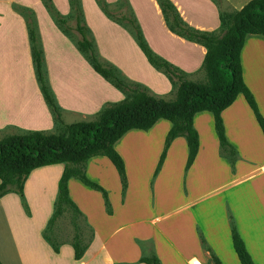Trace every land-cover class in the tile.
Here are the masks:
<instances>
[{"label":"crops","instance_id":"0c3cea01","mask_svg":"<svg viewBox=\"0 0 264 264\" xmlns=\"http://www.w3.org/2000/svg\"><path fill=\"white\" fill-rule=\"evenodd\" d=\"M47 1L51 15L42 0H0V60H4L0 63V131L26 127L27 132H48L44 131L45 128L31 129V126L38 125L41 113L52 124L49 131L54 132L57 127L35 80L28 29L19 9H29L34 13L38 45L43 53V74L60 109L62 123L73 122H66L64 115L69 119H91L106 104L124 99L117 89L93 71L76 42L57 24L56 14L65 23L73 24L69 31L79 38L68 0ZM103 1L113 14L112 9L117 8L119 0ZM123 1L128 11L126 18H134L150 50L183 72L187 80L203 83L205 78L201 67L205 49L170 33L155 0ZM218 1L168 0L185 23L203 33L218 30L221 12L239 11L249 0ZM78 4L83 26L88 32L87 38L95 47L99 60L113 66L125 81L145 87L159 99L171 101L174 97L173 85L149 64L136 44L128 22L119 16H108L95 0H78ZM242 45V82L253 95L259 114L264 119V37L248 34ZM21 55L24 56L25 66L28 60L29 68L33 69L29 80L26 75L21 76L15 71L17 60L13 66L10 59ZM19 65L21 69V60ZM109 97L114 100H108ZM252 113L241 95L220 113L225 137L235 149L233 164L220 155L212 115L207 112L195 113L192 117L199 137V150L187 170L186 141L178 137L166 150L163 163L155 174L171 128V124L164 120H156L147 131L133 129L115 142L114 150L125 167L127 187L123 192L110 161L103 156H94L86 161L84 171L87 179L101 186L113 210L111 215L105 212L104 200L98 191L86 188L77 179L69 180L68 196L92 231V240L80 261L74 259L69 242H64L59 253L54 254L41 238L53 214L63 164L33 170L22 186L29 215L25 213L18 196L9 193L0 197L1 264H62V259H70V264H145L139 259L151 254L159 259L160 264H188L191 258L202 264H214L211 253L220 264H226L223 247L216 241L219 237L204 238L201 233L198 237L189 234L187 228L191 222L183 223L185 215L182 214L190 207L198 206L200 201L197 196H208L222 183H231L239 188V193L247 201L254 203L250 204L255 208L251 210L250 207L247 214H243L246 217L244 229L238 228L237 231L248 232L238 235L255 264L247 240L256 234L259 237L264 234V134ZM151 158H154L152 163L146 167L145 160ZM103 173L107 174L104 180L98 177ZM98 212L100 223L94 217ZM112 221L117 223L114 229L109 227ZM181 222L183 226L180 227L179 238L187 250L185 254L179 252L180 247L170 238L178 232V223ZM116 231L122 235L113 240L110 235ZM252 249L259 258L258 264H264V243L255 244Z\"/></svg>","mask_w":264,"mask_h":264},{"label":"trees","instance_id":"16d2710c","mask_svg":"<svg viewBox=\"0 0 264 264\" xmlns=\"http://www.w3.org/2000/svg\"><path fill=\"white\" fill-rule=\"evenodd\" d=\"M95 1L104 13L113 17L103 0ZM155 1L160 7L170 33L172 32L174 35L188 42L196 43L205 49L201 67L204 73V82L197 83L187 80L183 72L156 56L143 41L134 18L122 17L121 19L128 22L136 44L149 64L159 70L173 85L174 97L171 101H165L151 95L145 87L125 81L113 66L99 60L95 47L87 38L88 32L83 26L78 0H68L75 20L74 29L79 36L76 42L78 50L93 71L124 96L121 102L108 103L101 108L93 121H78L70 124L61 122L60 109L46 84L43 74V53L38 45L35 21L27 19L25 14L31 13V11L28 9L19 10V13L25 18L28 29V42L35 80L39 84V89L54 123L60 126V131L55 134L29 131L24 134L0 138V197L9 193L18 196L25 211L29 213L27 205L23 201L22 186L30 173L37 168L63 164V172L56 187L53 214L41 234L42 240L50 246L54 254L59 253L62 243L52 239L49 234L52 233L57 220L67 209L72 214L75 232L69 242L74 251V259L80 261L90 244V241L83 243L80 237L77 219L82 216L76 204L68 196L67 187L70 179H77L86 188L98 191L104 200L106 212H111V205L105 191L100 185L89 181L86 177L84 171L86 161L94 156L105 157L118 174L122 187L121 192L127 187L124 164L114 150L115 142L126 133L133 129L147 131L156 123V120H164L171 124L155 174L158 173L163 163L166 150L169 149L171 142L178 137H183L186 141L188 151L185 169L190 168L199 150V137L193 126L192 117L195 113L200 112L212 115L214 130L219 142V153L231 164L235 163V149L225 137L220 113L229 107L239 95L244 98L253 111L254 119L264 134V119L259 114L253 95L242 82L240 64L244 37L248 34H259L264 37V0H249L239 11L221 12L218 30L209 33L199 32L185 23L168 0ZM216 1L219 3L218 0ZM43 3L47 8L45 2ZM54 17L59 27L62 28L65 20L57 14ZM235 229L231 225L229 235L239 264H254ZM202 243L204 244V242ZM210 256L214 264H220L214 254L211 253ZM139 262L160 264L154 254L141 257Z\"/></svg>","mask_w":264,"mask_h":264},{"label":"rangeland","instance_id":"374dc122","mask_svg":"<svg viewBox=\"0 0 264 264\" xmlns=\"http://www.w3.org/2000/svg\"><path fill=\"white\" fill-rule=\"evenodd\" d=\"M42 2H45L48 9L50 8L47 0H42ZM116 6H117L116 9H112L113 16H115V17L119 16L121 18L125 16L124 18H126L128 16V11L126 10L127 7H125L124 1L119 0ZM16 9H18V8H16ZM52 11H54V10L52 9ZM48 12L50 13L51 11L48 10ZM31 13L30 12L25 13L26 17L29 20L35 21L34 13L33 12H31ZM50 15H51V13H50ZM72 19L74 20L73 14H72ZM34 23L36 26V22H34ZM72 25L73 24L71 22L65 23L62 26V29H64L66 34L71 36V38L74 42H77V40H78L77 36H75V34L73 32L69 31L71 29ZM91 44H92V42H91ZM1 58H4V57H1ZM10 59H11V62L13 61V66L15 65L16 60H17L18 67L15 71L17 73H20L21 76L26 75L27 80H29L31 78L33 69L29 68L28 60H27L26 66H25L23 55L16 56V58H10ZM20 60H21V64H22L21 69H20V65H19ZM3 61L4 60H0V63H3ZM108 100L113 101L114 99L112 97H109ZM64 118H65L64 120L66 122H67V120L73 121V122H76V121L91 122V121H93V119H95V115L91 119L86 118V120L85 119L82 120L81 117H73V119H69L70 117H67L66 115H64ZM29 123L33 124L32 121H30ZM37 123H38V125L37 126H31V129L36 128L35 130H37L38 128H40V129L45 128L44 131H48V132H45L46 134H55V133L60 131V126L58 124H57V127H56L54 132L52 130L49 131L48 128L51 127L52 124L50 123V121L48 122L46 120V118L43 117L42 113H41V119L38 120ZM23 126H27V125L24 124ZM25 128L26 127H23L21 129L18 128L16 130L11 129V128L5 129V130L2 129L0 131V138H2V137L5 138L7 136H12V135H17V134H24L28 130V128H26V129ZM148 143H151V142H148ZM153 159L152 158L146 159L145 160V166L147 167L148 164L152 163ZM106 176H107L106 173L98 175V177L103 178V180L106 179ZM218 186H220L219 189L214 190L208 196H206V195L197 196L198 200L200 201L198 206L194 205V206L190 207L186 212L182 213L185 215L184 219L182 218L183 223L191 222V224H189V227L187 229L189 230V234L193 235L194 237H198V235H200V233L203 235L204 238L217 235L219 238L216 241L219 242L220 246L223 247L222 255L226 261V264H239L235 254L233 252L231 240L229 237V229L231 228V225H233L236 228L235 230L238 234L241 233L242 235H244V234L248 233V232H244L242 230V229H244L243 225H244V222L246 221V217H245V215L243 216V214H247V210H249V208L251 207L250 203H252V201H250V200L247 201V199L244 197V195L242 193H239L240 192L239 188L232 186L231 183L230 184L227 183L225 185H223V183H222ZM23 201H25L24 197H23ZM26 202L27 201H25V204L27 205ZM253 202H258V201H253ZM21 203H22V201H21ZM252 204H254V203H252ZM22 206H23V203H22ZM27 208L29 210L28 205H27ZM254 208L255 207L252 206L251 210H253ZM114 209L116 211V208H114ZM112 210H113V208L110 206L111 212L107 213L106 209H105V212L108 215H111ZM24 211H25V209H24ZM25 213L27 215H29L30 211H29V213H27L25 211ZM99 216H100L99 212L94 215V217L96 218L98 223H100V220H101ZM253 218L256 219V217L252 216V219ZM209 222H210V225H209ZM77 223L79 225L78 226L79 233H80V237H81L83 243H88L89 241L91 242L92 231L89 227V224L85 220V218L83 216L81 218H78ZM183 223L182 222L178 223V226H179L178 232L173 233L170 238H171V241H173L177 247L178 246L180 247L179 252L182 254L183 253L185 254L187 252V250L185 248H183V246H182L183 243L180 241V238H179V234H180L179 231H181L180 227L183 226ZM212 223H214V225ZM116 225H117V223L115 221H112L110 223L109 227L114 229V227ZM238 228H242V229H240V231L238 232L237 231ZM215 229H217V230L215 231ZM149 232H151V231H149ZM73 233H75V232L73 229L72 214H71L70 210L67 209L61 215V217H59V219L56 222V225H54V227H53L52 233H50L49 236L52 239H55V240L61 242L62 243L60 245V247H61L64 242H70L72 240L71 237L73 236ZM121 235L122 234H118L116 231L115 233L110 235V238L114 240L116 238H119ZM262 235H263L262 237H259L258 234H256L254 237H251V239L249 241L247 240L248 248H251L252 254H253L254 259L256 261L255 264H258L259 258L256 257L257 255L255 253V250L252 249V247L255 244H259L260 242L264 243V234L262 233ZM143 247H144V245H143ZM147 256H150V255H147ZM147 256H145V257H147ZM62 264H70V259H62Z\"/></svg>","mask_w":264,"mask_h":264},{"label":"built area","instance_id":"2783aa9c","mask_svg":"<svg viewBox=\"0 0 264 264\" xmlns=\"http://www.w3.org/2000/svg\"><path fill=\"white\" fill-rule=\"evenodd\" d=\"M188 264H202V263L199 262L198 260H195L194 258H191V259L188 261Z\"/></svg>","mask_w":264,"mask_h":264}]
</instances>
